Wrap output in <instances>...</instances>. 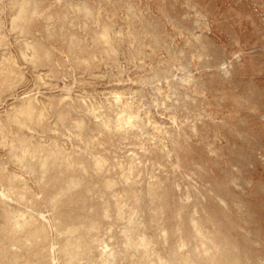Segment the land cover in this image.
<instances>
[{"label":"rangeland","instance_id":"rangeland-1","mask_svg":"<svg viewBox=\"0 0 264 264\" xmlns=\"http://www.w3.org/2000/svg\"><path fill=\"white\" fill-rule=\"evenodd\" d=\"M0 125V264H264V0H0Z\"/></svg>","mask_w":264,"mask_h":264},{"label":"bare ground","instance_id":"bare-ground-1","mask_svg":"<svg viewBox=\"0 0 264 264\" xmlns=\"http://www.w3.org/2000/svg\"><path fill=\"white\" fill-rule=\"evenodd\" d=\"M39 73V72H38ZM42 73H44L43 71H41L39 74H40V76H41V74ZM39 74H38V76H39ZM41 77H43V76H41ZM41 77L39 78V80H41ZM44 80V79H43ZM42 81V80H41ZM50 82V81H49ZM49 82H47L48 84H49ZM46 83V82H45ZM31 94V93H30ZM23 95H25V94H23ZM70 95V94H69ZM119 95H122L121 93H119ZM26 97V96H25ZM109 97V96H108ZM111 98H112V96H110ZM122 97V96H121ZM118 98H120V97H117V99ZM115 99V98H114ZM23 108V109H22ZM32 110H33V107L31 106V105H29V106H25V107H19V108H17L15 111H14V113H12V115H10V117H9V120H8V122L7 123H2L1 122V124H3V129H4V131L2 132V135H4L5 133V137L4 136H2V139L4 138V140L2 141V142H4L5 143V145H6V143H7V145L9 144L10 145V153H11V156L16 160V161H19L20 163H22V165L24 166V167H27L26 165V163H25V159H26V148H25V143H23L24 142V137H23V135L22 134H19V133H17V130H13V125H14V123H18L17 121H16V119L14 118V116H15V113H18V112H32ZM23 120L29 125V124H31V121H32V119H30V118H23ZM57 122V121H56ZM58 123V122H57ZM1 126V125H0ZM2 129V128H1ZM0 129V130H1ZM1 132V131H0ZM5 132V133H4ZM4 133V134H3ZM6 145V146H7ZM20 175V174H19ZM12 177L15 179V180H17V181H19L20 183H21V181L18 179V176H17V174L16 173H13L12 174ZM20 177H22L21 175H20ZM22 184V183H21ZM25 183H23L22 184V186H25L24 185ZM0 192L2 193V195H6V191L4 190V189H0Z\"/></svg>","mask_w":264,"mask_h":264}]
</instances>
